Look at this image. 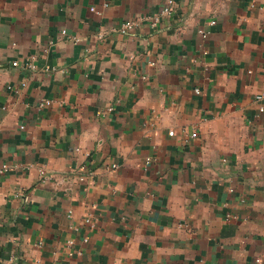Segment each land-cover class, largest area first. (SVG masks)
<instances>
[{
	"label": "crops",
	"instance_id": "obj_1",
	"mask_svg": "<svg viewBox=\"0 0 264 264\" xmlns=\"http://www.w3.org/2000/svg\"><path fill=\"white\" fill-rule=\"evenodd\" d=\"M164 2L0 0V264H264V0Z\"/></svg>",
	"mask_w": 264,
	"mask_h": 264
},
{
	"label": "built area",
	"instance_id": "obj_2",
	"mask_svg": "<svg viewBox=\"0 0 264 264\" xmlns=\"http://www.w3.org/2000/svg\"><path fill=\"white\" fill-rule=\"evenodd\" d=\"M174 5H175V2L174 0H165L164 4L162 5L161 9H160V16H164V15H169L173 12V8H174ZM91 10H93L91 8ZM211 24L213 23L210 22ZM135 26V21L134 20H126L125 22H123L120 27L118 28V31L122 34H126L128 33L133 27ZM62 33L64 34L65 31H62ZM199 33L201 34L202 37H205L206 35V32L201 29L199 30ZM73 39H76V37H72ZM32 67V65H31ZM255 100L260 102L263 98H264V93L261 92V93H258L255 95ZM50 101L49 100H43L41 101V105L43 104H49ZM264 110V108L262 106L259 107V112H262ZM171 133V132H170ZM112 167H116V165H113ZM41 174H44V171L41 170ZM86 222H89L90 220L89 219H85ZM71 243V241L69 242Z\"/></svg>",
	"mask_w": 264,
	"mask_h": 264
}]
</instances>
